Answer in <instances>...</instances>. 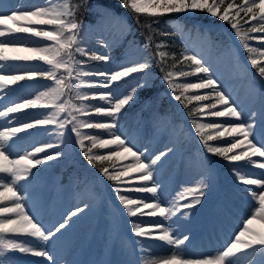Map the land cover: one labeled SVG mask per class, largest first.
<instances>
[{"label":"snow or ice","instance_id":"snow-or-ice-1","mask_svg":"<svg viewBox=\"0 0 264 264\" xmlns=\"http://www.w3.org/2000/svg\"><path fill=\"white\" fill-rule=\"evenodd\" d=\"M122 2L134 14L137 21L141 15L145 16V26L148 28L158 22V17L165 14L199 10L213 17L218 16L221 21L230 23L239 43L249 54L251 66L258 69L260 78H264V64L257 58V56L264 57V0H242L239 5L229 4L222 13L219 12V8L223 0L219 2L218 0H122ZM78 8V5L73 8L69 3L56 6L55 0H46L45 6H36L30 11L21 12L17 9L9 15L0 10V26H4L0 28V100L3 99L4 94L13 91L8 87L9 85L26 79L33 80L37 75L45 77L53 84V86H46L47 91H39L34 99L24 98L22 103L4 106V110H0V118L14 119L20 124L19 127L3 126V130L0 131V264H16V261L5 256V253L17 251L21 254L44 257L49 264H55L47 246L72 226L73 218H78V214L86 210V206L77 207L63 215L51 227H45L27 211L24 203L25 197L20 194L21 182L27 185L38 177L39 169L34 172V168L63 155L62 151L49 152L47 150L61 148L64 139L70 140L72 134L75 135L76 144L79 145L83 155L92 166H95L94 161H112L116 157L131 158V163L122 165L120 168L114 166L111 171L108 168L100 169L101 174L107 180L116 182L117 186L114 191L129 218L147 215L170 220L178 214L187 215L182 209L191 210L200 204L209 186L210 177H202L195 187L185 188L177 197L178 201L186 200L187 202L174 204L169 208L162 207L159 202L146 203L147 197H131L122 194L135 191L149 193L156 198L158 189L161 187L154 180V169L167 153L161 152L149 160L147 148L140 151L131 143L129 137L119 131V117L126 106L134 100L137 91L147 87V82L137 80L135 85L123 92L117 91V82L129 77L132 73L146 75L152 64L150 57H146L137 62L135 66L121 65L119 70L111 72L106 69L101 70L99 67H89L87 63L89 60L108 62L110 57L95 52L88 55L86 49L80 46L78 33L83 25L75 20V12ZM241 12L248 17L245 21L246 28H242L237 20ZM9 21L12 22L11 25ZM42 25H48L51 28L43 30L37 27ZM32 38H39L40 43L35 46H26ZM151 39V35L146 37L145 49L149 47ZM43 41L50 43L47 46H41ZM250 41H258V43L250 44ZM162 46L161 43L156 44L157 48ZM74 53L85 54L87 59L80 61L75 58ZM166 55L164 51L158 53L161 61ZM180 56L183 62L191 61L195 66L194 71L178 73L169 71L163 79L173 92L176 89L183 90L180 95H174V99L182 104L184 100L190 103L214 99L212 103L192 109L189 116L193 117V113H199L201 118L211 116L225 119L200 122L193 118L195 133L200 137L203 148L208 154L221 157L229 162L236 187L240 188L249 198H254L257 203L253 205L255 210L249 216L240 217L243 226L234 234V239L226 243L217 255L205 258H185L183 246L190 240V236L175 235L170 225L165 227L159 220H132L131 231L138 242L146 239L158 240L174 249L172 255L154 259L150 264H264V231H256L250 227L254 222L264 224V171H261L257 178H250L248 171L249 165L264 170V161L253 159V157L264 158V113L252 112L246 117L243 109L232 101L230 95L213 78L210 68L202 62L201 58L189 53L187 49ZM33 61L43 62L39 70L24 69L20 70L19 74H14L11 65L17 62L30 63ZM44 65L48 67L44 68ZM190 75H197L198 82L178 84L173 80L174 76L188 77ZM85 77H95V79L85 80ZM86 88H103L107 91H83ZM190 89H211V92L204 95H185ZM72 94L80 101L78 106L70 104L68 99H65L66 96ZM89 100L97 102L85 103ZM218 106H222V110H217ZM37 107L51 108L52 111L46 114L41 113L45 118H33L32 123L23 122L25 117L29 116L27 113L25 116L10 117V114ZM184 107L187 108V104ZM93 113L105 119L93 120L90 118ZM62 114L66 115L62 116ZM257 115L261 116L259 122L256 121ZM79 116L89 118L80 119ZM231 118H234L236 122H233ZM37 125H52L57 131L51 135L59 138L60 143H55L50 139L43 146L34 147L32 152L12 158L11 149L14 138L19 139L17 134ZM86 129L103 130L109 138L105 139L98 134L83 131ZM205 129H211L215 134H206ZM43 131L49 132V129L44 128ZM226 137L234 138L225 139L226 146H214L209 143ZM235 137H242V139H235ZM85 141H90V146L86 145ZM242 147L247 150L229 155ZM93 149H106L107 153L96 154ZM39 153H43V156L36 158V154ZM241 161L244 163H236ZM133 173L138 176H133ZM122 178H127V180ZM132 180H138L140 183H130L129 181ZM147 182H151V186H148ZM242 186H255V188ZM5 202H10L11 206H5ZM142 225H147V227ZM19 236L25 239H18Z\"/></svg>","mask_w":264,"mask_h":264},{"label":"rangeland","instance_id":"rangeland-1","mask_svg":"<svg viewBox=\"0 0 264 264\" xmlns=\"http://www.w3.org/2000/svg\"><path fill=\"white\" fill-rule=\"evenodd\" d=\"M55 1H58L60 6L62 3H69L73 8L77 5L79 8L83 7L84 10L80 9V11H84V13L90 17L92 22L87 20L83 21V27L78 33V38L81 41L80 46L86 49L88 55L95 52L109 56L110 60L108 62L89 60L87 61L89 67H99L101 70L106 69L111 72L119 70V66L121 65L135 66L137 62L142 61L146 57H150L152 66L147 70L146 75H143L142 73H132L129 77L122 78L121 81L117 82V91L120 92L135 85L137 80L147 82V87L140 88L135 94L134 100L123 110L122 115L119 117V131L125 136H141L140 141L133 140V142H131L140 151H144L142 150L143 144L146 143L150 145V147H153L159 138L161 139V142L167 143L166 150L162 149L159 152H166L167 155L162 157V160L154 169H160L159 171L162 170L163 172L161 171L162 174L154 177V180L162 187L159 189H163L166 186V179L169 178V175L174 174L176 170H178V174L173 180L172 189L167 191L173 204L187 202L186 200H177L180 193L187 187H195L202 177H210L209 186L205 191V195L202 197L201 203L191 210L182 209L187 215L180 216L178 214V220L184 219L187 221L190 219L188 216H191L192 212L200 215V217L206 215L205 211L212 206L220 194L222 195L223 188L227 189L228 193L223 195L226 202L223 201L220 203L221 206L219 207L222 208L220 210H222L223 213H230L233 219L236 218V215H233L232 210L239 200L244 197L245 193L241 191L240 188H238L239 190L231 188L233 183H235L234 178L230 177V168H223L225 166H230L229 162L224 161L221 157L207 153L203 148L200 137L195 133L192 124L193 118H196L200 122L221 119L211 116H204L201 118L199 113H193V117L189 116V112H191L192 109L200 108L207 103H212L214 102V99L209 101H192L190 103L187 100H184V103L182 104L174 99V95H180L183 90L176 89L175 92H173V90L168 87V83L163 79L164 75L169 71L176 73L180 71H194L195 66L192 65L191 61L183 62L181 60L180 54L187 49L189 53L195 54L198 58H201L202 62L210 68L213 78L216 79L222 89L230 95L232 101L243 109L246 117L251 115L252 112L264 113V78H260L258 76V69L251 66L248 58L249 54L239 43L230 23L221 21L218 16L213 17L205 11L197 10L194 12L171 13L169 14L171 18L165 19L164 21L168 25V28H170L172 34L161 33L159 36H153L152 29L154 31L160 30V28L155 26L158 25V22L153 24L151 27L152 29L149 28L148 30L152 39L149 43V47L145 49V43L143 44L139 42L138 44L136 42H131L129 39L128 41H124L127 34L130 33V22L126 15V11L129 9L123 5L122 0ZM107 2H111L113 7ZM241 3L242 0H223L219 12L222 13L223 9L228 7L229 4L239 5ZM6 13L11 14V11ZM232 14L234 15L235 12L233 11ZM185 18L192 19V22H194L193 25H186L181 22ZM247 19L248 17L244 16L243 12L237 17L239 25L242 26V28L247 27L245 24ZM40 28L43 30H49L51 26L45 25ZM211 30L214 33H212ZM216 37L218 40L216 46L218 47V51L216 48H213V45L211 44V38L214 43ZM30 42L27 46H33ZM49 43L50 42L48 41L42 42L41 46H47ZM157 43H161L163 46L157 48ZM256 43H258V41H250V44ZM119 47L122 48L123 53L118 56L116 55V51ZM160 51H164L167 54L162 61L158 56ZM74 56L80 61H85L87 59L85 54L74 53ZM257 58L262 64H264V57L257 56ZM14 66L15 63L11 65L14 74H19L20 70L24 69L39 70L41 67L34 65L30 68L15 69ZM47 67V65H44V68ZM63 74L65 76L67 75V73ZM197 75L202 76L203 74ZM197 75H190L188 77L174 76L173 80L178 84L184 82L196 83L198 82ZM84 79L91 80L95 79V77H85ZM36 81L38 82V85H35ZM43 86H53V84L52 81L39 75L34 77L33 80L26 79L19 81L16 84L9 85L8 87L13 89V91L4 94L3 99L0 100V110H4V106H13L14 103H22L24 98L34 99L39 91H45ZM21 87H24L26 90L24 93L18 94L17 92ZM83 91L104 92L107 91V89L86 88L83 89ZM210 92L211 89H190L185 95H204ZM65 99H68L70 104H75L76 106L80 103V101L75 98L74 94L66 96ZM166 99H169L170 104L172 105L171 107L170 105L169 107H165L164 100ZM96 102L97 101L89 100L85 103ZM185 104H187V108L184 107ZM217 110H222V106H218ZM31 111H33L32 114ZM51 111V108L37 107L25 109L22 112L17 113L18 115L16 116H25V113H27L29 116H26L23 122L32 123L33 118L43 119L45 116L43 117L41 113L46 114ZM63 115L66 114H62V116ZM79 118L87 119L89 117L79 116ZM90 118L93 120L105 119L95 113H93ZM231 119L233 122H236L234 121V118ZM260 119L261 116L257 115L256 121L259 122ZM11 121L14 124L9 123ZM3 126L19 127L20 124L14 119L0 118V131L3 130ZM44 128H48L49 132H44ZM55 131H57V129L52 125H37L31 129H26L22 133H18L17 136L19 139L14 138L13 147L11 149L13 153L12 158H18L19 155L30 153L33 151L34 147L43 146V144L49 142L50 139L55 143H60L59 138L51 135ZM83 131L98 134L105 139L109 138L103 130L86 129ZM205 133L215 134L211 129H205ZM225 139L232 140L234 138L226 137L210 141L209 143L214 146H226ZM235 139H242V137H235ZM90 143V141H85V144L88 146H90ZM20 147L23 148L14 151ZM246 150L237 151L236 149L233 153H229V155L238 154L239 152ZM47 151H62L63 155L34 168V172L39 169V175L32 182L27 185H25L24 182H21V185L24 184V192L21 191L20 193L21 195L27 193V199H29V201L32 200V197L36 192L39 191V193H41L36 198L34 203L35 207L30 205L32 202L27 204L26 201H24L27 210H29V212L45 227H51L52 223H56L55 217L59 216L62 207L65 208V210H63V214L60 213L61 217L77 207L86 206L85 213L78 214V218H73V220H75L74 223H76L75 225L77 226L72 225L62 236H59L52 242L58 243L57 245L62 243V247L68 250L73 237L75 240L82 239V237L90 240L89 243L94 242L93 253L90 257V261L94 263L95 259H97V251L99 252V255L110 256L108 246L99 250L98 245L102 246L104 241L108 244L109 240L111 241V239L114 238L112 235L115 231L120 230V234L122 235L119 237L120 240L117 244L118 248L120 246L123 248L117 258L124 260L127 257V254L130 255L133 250L132 248L136 246L134 242L129 240V238L133 239L136 244L138 240L131 231L132 219L129 218L126 222V230L121 227L119 228L118 221L127 216L126 211L123 210V206L119 203L117 194L114 191V188L117 186L116 182L107 180L100 171L101 168H108L110 171L114 166L118 168V163H121L124 157H116L113 158L112 161H94L93 163L96 166H101L96 168L100 173H96L92 165L86 164L87 167L83 166L84 163L81 158L83 160L87 159L83 155L79 145L76 144L74 134H72L70 140L67 138L64 139L61 148L48 149ZM93 152L96 154H106L107 150L93 149ZM171 153L176 154L179 157L174 158L170 162L173 164L171 168L163 169L168 162L166 158ZM42 156L43 153L36 154V158H41ZM78 158L80 159L78 160ZM151 158H149V160ZM260 161L264 160L262 159ZM128 163H131V161H127V164ZM242 163L244 162H240V164ZM249 167L254 166L249 165ZM129 171L131 170L129 169ZM60 172H64L67 177L62 179ZM6 195L10 194L6 193ZM246 197L249 196L246 195ZM5 205L11 206L8 202H5ZM160 205L163 207L162 204ZM52 210L54 211L48 216ZM92 212V216H89ZM207 213H209V215L214 213V217H218L219 215L218 212L214 211ZM61 217H59L58 221ZM81 220L83 221L81 227H79L80 225H78V223ZM169 224L170 222L165 226L167 227ZM201 228V221L198 223L196 222L191 235H197L200 230L202 231ZM17 238L21 240L25 239L23 236ZM145 241L146 240H142L139 242L144 243ZM73 242L79 243L78 241ZM199 243H201V241H199ZM209 243L210 241L202 246V250H200V253L196 258L217 255L223 250L219 246V248H215V246L213 248ZM79 245L82 249L83 244ZM164 245L166 252H164L163 255H172L174 251L172 246L167 244ZM9 253L10 252H6L5 256L11 258ZM18 254L20 256L25 255L19 252ZM69 255L70 253H68V256ZM139 255L140 251L137 249L132 258H138ZM52 257L55 264H78L77 261L71 262L70 258L68 261L67 257L64 256L58 258L53 254ZM29 262L34 263L32 260ZM89 262L87 261V264H91Z\"/></svg>","mask_w":264,"mask_h":264},{"label":"bare ground","instance_id":"bare-ground-1","mask_svg":"<svg viewBox=\"0 0 264 264\" xmlns=\"http://www.w3.org/2000/svg\"><path fill=\"white\" fill-rule=\"evenodd\" d=\"M46 4V0H0V10H3L4 12H9L11 11V14L16 11L17 9H19L21 12L23 11H30V10H34L36 6H45ZM56 6H60L58 1H55ZM9 15H11L10 13H7ZM19 14V13H17ZM9 25L12 24L11 21L8 22ZM45 26V25H42ZM4 26H0V28H3ZM38 28H40L41 26H37ZM18 35H25V34H18ZM46 42V41H43ZM33 46H35L36 44L40 43L39 38H32L31 42H30ZM27 46V45H26ZM31 46V45H30ZM43 64V62L41 61H33L30 63H25V62H17L15 63L14 68L15 69H19V68H30L33 67L34 65H38L41 66ZM35 85H38V82H35ZM43 88L45 89V91H47V87L43 86ZM26 89L24 87H21L20 90L17 92L18 94L20 93H24ZM33 113V111H31V114ZM18 115L17 113L15 114H10V117L16 116ZM44 117V116H43ZM40 117V118H43ZM225 119V118H220ZM11 124H14L11 122H9ZM130 138V141L133 142V140L135 141H140V137L141 136H127ZM140 143V142H139ZM23 147H20L18 149H15L14 151H17L19 149H22ZM142 150H145V148H147V155L149 158H154L155 155L160 154L159 152L162 149L167 148V143L165 142H161V139L159 138L157 140V142L155 143V145L153 147H150V145L148 144H143L142 146ZM26 150V149H25ZM240 150H246V148L242 147L237 149V151ZM179 157L176 154L171 153L170 155L167 156V164L165 165V167L163 169H167V168H171L173 166V164H171L170 162L174 159ZM253 159L258 160L259 157H253ZM127 161H131L132 160L130 158H124L122 160L121 163H118V168H120L122 165L127 164ZM243 162V161H242ZM237 164H240L239 162H236ZM159 164V162H158ZM160 169H156L154 170V177L159 176L160 174H162L161 171H159ZM176 170V169H175ZM248 171L250 173V178H257L259 177V174L261 171H258L256 168H250L248 167ZM131 172V171H129ZM178 174V170H176V172L174 174L169 175V178L166 179L167 183L165 188L163 189H159L158 190V195L156 198H153L151 194L149 193H137V192H123L122 194H127L130 195L131 197H147V199L145 200L146 203H155V202H159L160 204L163 205V207L165 208H169L172 205H174L171 202V197L168 196V190L172 189V184H173V180L175 179V177ZM133 176H138V174L133 173ZM231 178H234L232 175L230 176ZM124 180H127V178H123ZM130 183L133 184H138L140 183L138 180H132L129 181ZM148 186L151 185V182H147ZM24 184H22L21 187V191L24 192V188H23ZM243 187H249V188H255L253 186H243ZM162 188V187H161ZM231 188L239 190L238 187H236V184L233 183V185L231 186ZM257 191H259V189H257ZM223 192L224 194L228 193L227 189L223 188ZM21 194V193H20ZM41 193L36 192L33 197L32 200L29 201V199H27V193H23L22 195L25 197V201L27 204H31L30 205H34L36 198L38 197V195H40ZM225 201L226 199L223 197L222 198H218V200H215V202L212 204V206H210L208 208L207 211H205L206 215H203L202 217H200V215H197L196 213H191V216H188L187 221L184 219H180V222H176L174 223L173 221H177L178 220V215L172 217L170 220H165L163 217L160 216H156V217H149V216H143V217H132L130 219L132 220H137V219H143L145 221H150V220H159L162 222L163 226L167 225L170 222V226L172 228V230L174 231V234L177 236H183V235H189L190 236V240L187 241L185 243V245L183 246V256L186 258H196V256L200 253V250H202V246L206 243L209 242V244H211V246L214 248H221L223 249L224 246L226 245V243H230L232 239H234V234L236 232L239 231L240 228H242V223L240 222V217L244 216L247 217L249 216V214L251 212H253L255 209L253 207V205H256V200L254 198H249L246 197V194L244 195V197L242 199L239 200V202L236 204V206H234L232 212L233 215H236V218L233 219V217L231 216V214L229 213H223L221 207V202ZM9 204H11L10 202H8ZM207 203V202H206ZM51 204V203H50ZM220 204V205H219ZM6 206V205H5ZM258 206V205H257ZM58 210V209H57ZM63 210H65V208L62 207V210L59 212V216L55 217L56 222L58 221L60 216V213L63 214ZM29 211V210H27ZM54 210H52L48 216H50V214L53 212ZM145 212L147 210H144ZM218 212L219 215L218 217H214V213H211L209 215V213L207 212ZM85 213V211L83 212ZM126 220H129V217L126 218ZM75 222V220H73ZM83 220H81L78 225H80L79 227H81V223ZM199 221H201L202 224V231L200 230V232L197 235H191L192 230L194 229L196 222L198 223ZM73 222V226H77L75 225L76 223ZM55 223V222H54ZM167 223V224H166ZM53 224V223H52ZM51 224V225H52ZM50 225V224H49ZM144 227H147V225H142ZM78 227V228H79ZM166 227V226H165ZM251 228L255 229L256 231H264V224L258 223V222H254L252 225H250ZM206 233V234H205ZM207 235V238H206ZM20 237V236H19ZM112 237H114L113 239H111V241L109 240L108 244L107 242L104 241V243L102 244V246L98 245V249L102 250L104 249L105 246H108V251H110V256H106V255H99V252L97 251V259H95L94 263L92 261H90V257H91V249L94 248V242L90 245H88L87 248H85V246L87 244H89V240L85 239L82 237V239H77L75 240L74 237L72 239V241L70 242V248L68 250H66L64 247H62V243H60L59 245H57L58 243H54L52 242L51 244H49L47 246V250L50 252L51 255H55L56 257H67L68 261L70 258V261H80L81 260V256L82 258H84V264H87V261L91 264H150V262L154 259H159L162 258L163 253L166 252V249L164 248V242L161 241H146L144 243H140L137 241V244L135 243V241L131 238H129V240H131L132 242H134V244L136 245L134 248H132L133 250L131 251L130 255L127 254V257L124 260H120L117 258V256L119 255L120 252H122V246H120L118 248V242H119V237H120V232L119 231H115V233L112 235ZM73 241H78L79 243H74ZM144 241V240H143ZM199 241H201V243H199ZM157 242V243H154ZM74 243V244H73ZM79 244H83V247L81 249V247H79ZM68 246V245H67ZM66 246V248H67ZM72 246V247H71ZM111 246V247H109ZM219 246V247H218ZM65 249V250H64ZM84 249V250H83ZM137 249H139L140 251V255L138 256V258H132V256L134 255V253L137 251ZM70 253V255L68 256V253ZM11 255V258L14 259L16 261V264H49V262L47 261L46 258L44 257H36V256H32L31 254H25L24 256H20L18 254V252H10L9 253ZM169 256V255H167ZM30 260L34 261V263L29 262Z\"/></svg>","mask_w":264,"mask_h":264},{"label":"trees","instance_id":"trees-1","mask_svg":"<svg viewBox=\"0 0 264 264\" xmlns=\"http://www.w3.org/2000/svg\"><path fill=\"white\" fill-rule=\"evenodd\" d=\"M109 5H112L111 2H107ZM126 15L129 18L130 21V33L128 34V36L126 37L127 39L130 38L132 41H137V42H145L146 41V37H148L149 35V28L145 26V22H146V18L145 16L141 15L139 17V21H137V19L134 18V14L132 12H130L129 10L126 11ZM82 18H87L88 17H84V15L82 16ZM171 18V16L169 14H165L163 16L158 17V25H155L156 27L160 28V30L154 31L152 28V32H153V36L157 35L159 36L161 33H169V35L172 34L170 28H168V25L165 23V19ZM206 21V20H204ZM181 22H183L184 24L188 25V24H192L194 22H192V19H188L185 18L183 19ZM207 22V21H206ZM211 32L213 33V31L211 30ZM171 33V34H170ZM213 42L212 38H211V43ZM216 42L212 43L213 46H216ZM120 51V50H119ZM118 51V55L121 54V52ZM164 104L165 107H169V101L166 99L164 100Z\"/></svg>","mask_w":264,"mask_h":264}]
</instances>
